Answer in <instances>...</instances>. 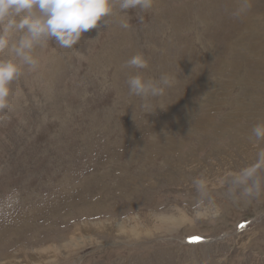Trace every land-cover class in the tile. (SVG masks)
<instances>
[{
  "label": "rangeland",
  "instance_id": "374dc122",
  "mask_svg": "<svg viewBox=\"0 0 264 264\" xmlns=\"http://www.w3.org/2000/svg\"><path fill=\"white\" fill-rule=\"evenodd\" d=\"M250 2L234 20L237 0H155L121 14L127 30L37 49L0 122V264H264V192L235 203L219 184L264 148L248 139L264 123V0ZM136 54L146 79H174L148 114L122 69Z\"/></svg>",
  "mask_w": 264,
  "mask_h": 264
},
{
  "label": "clouds",
  "instance_id": "9594fccd",
  "mask_svg": "<svg viewBox=\"0 0 264 264\" xmlns=\"http://www.w3.org/2000/svg\"><path fill=\"white\" fill-rule=\"evenodd\" d=\"M154 4L155 0H0V122L8 120L12 86L21 79L23 69L31 72L39 69L37 49L55 43L60 49L74 50L85 33L108 28L113 21L127 30L130 23L121 14L132 10L149 13ZM250 10V0H237L231 18L239 20ZM122 69L136 73L126 81L128 95L143 102L146 114L153 112L150 102L164 96L165 90L174 85V79L168 75H161L158 80L141 75L149 69L143 54L127 60ZM248 139L259 148L264 143V123L254 126ZM219 184L235 203L258 199L264 192V148H259L253 163L229 172ZM193 187L198 208H203L206 202L211 204L206 179H195Z\"/></svg>",
  "mask_w": 264,
  "mask_h": 264
},
{
  "label": "bare ground",
  "instance_id": "6f19581e",
  "mask_svg": "<svg viewBox=\"0 0 264 264\" xmlns=\"http://www.w3.org/2000/svg\"><path fill=\"white\" fill-rule=\"evenodd\" d=\"M202 10V9H201ZM236 24V23H235ZM210 28V27H209ZM243 35V34H242ZM126 116V115H125ZM135 119V118H134ZM68 120V119H67ZM84 158V157H83ZM58 161V160H57ZM61 164V163H60ZM84 181V180H83ZM86 182V181H85ZM88 196V195H87ZM166 220V219H165ZM160 222H161V220H160ZM164 222V221H163ZM165 223V222H164ZM55 225V224H54ZM90 226V225H89ZM106 226H110V224H107L106 223ZM134 226L135 227H137L138 225L137 224H134ZM93 227V226H92ZM98 227V226H97ZM101 227V226H100ZM103 227H105L104 225H103ZM114 228H116V226H114ZM117 228L120 230L122 227L121 226H117ZM134 228V227H133ZM89 229H91V227L89 228ZM95 229V228H94ZM100 229V228H99ZM118 232H120V233H122V232H124V233H130L131 231L130 230H123V231H118ZM118 232H115V233H118ZM134 233V232H133ZM124 235V234H123ZM130 235V234H129ZM133 235V234H132ZM129 237V236H128ZM47 251H48V249H46L45 251H43V253L45 252V255L47 254ZM52 251V250H51ZM49 253V252H48ZM41 254V253H40ZM39 255V254H38ZM38 255H36V256H38ZM41 257H42V255H40ZM34 259H36V258H34ZM38 259V258H37ZM43 259V258H42ZM21 260H22V258H21ZM52 261V260H51ZM41 262H42V260H41Z\"/></svg>",
  "mask_w": 264,
  "mask_h": 264
},
{
  "label": "trees",
  "instance_id": "16d2710c",
  "mask_svg": "<svg viewBox=\"0 0 264 264\" xmlns=\"http://www.w3.org/2000/svg\"><path fill=\"white\" fill-rule=\"evenodd\" d=\"M242 219H243V218H242ZM248 220H249V218H244V219H243L244 222H246V221H248Z\"/></svg>",
  "mask_w": 264,
  "mask_h": 264
},
{
  "label": "snow or ice",
  "instance_id": "6c2138e0",
  "mask_svg": "<svg viewBox=\"0 0 264 264\" xmlns=\"http://www.w3.org/2000/svg\"><path fill=\"white\" fill-rule=\"evenodd\" d=\"M198 242V241H197Z\"/></svg>",
  "mask_w": 264,
  "mask_h": 264
}]
</instances>
